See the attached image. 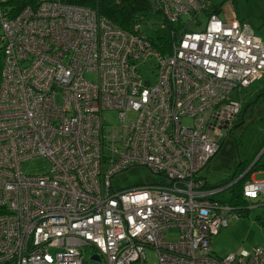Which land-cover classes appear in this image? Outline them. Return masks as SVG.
Masks as SVG:
<instances>
[{"label": "built area", "instance_id": "1", "mask_svg": "<svg viewBox=\"0 0 264 264\" xmlns=\"http://www.w3.org/2000/svg\"><path fill=\"white\" fill-rule=\"evenodd\" d=\"M6 1L0 264H148L149 250L157 264H264V246L214 257L211 239L241 215L218 198L233 182L210 187L200 176L239 119L242 94L264 78L253 28L218 12L195 31L209 0H152L164 22L191 26L161 52L142 23L124 31L97 10L53 0L14 14ZM149 60L153 83L141 75ZM110 112L118 124L106 123ZM38 159L48 173L22 171ZM134 167L158 181L116 186ZM254 173L244 201L264 197Z\"/></svg>", "mask_w": 264, "mask_h": 264}, {"label": "rangeland", "instance_id": "2", "mask_svg": "<svg viewBox=\"0 0 264 264\" xmlns=\"http://www.w3.org/2000/svg\"><path fill=\"white\" fill-rule=\"evenodd\" d=\"M209 2L212 8L220 9V19L243 20L264 41V0H209ZM199 19L201 24L195 28V31L200 32L204 29L208 17L203 15ZM162 24L163 20L160 16H151L144 21L142 29L148 37L156 40L165 34ZM152 65V60H149L140 69L143 77L153 83ZM89 80L93 81L94 78L89 76ZM262 89H264V78L256 81L242 94L240 125H237V128L234 127L231 134L222 140V146L218 153L200 173L209 186H216L228 179L240 164L249 165L264 152V129H260L255 122V118L264 115L262 114L264 104L261 102L252 104L253 93L260 92ZM104 119L109 125L118 124L115 113L106 114ZM184 124H191V121L184 120ZM260 163H264V157L261 158ZM49 170L50 163L45 159L32 160L22 166V171L30 175L46 174ZM259 171L261 172H255L252 176L257 182L264 180V169ZM245 172L241 178L246 175L249 180L251 174H248L249 171ZM157 181L158 177L150 174L146 168L134 167L119 174L115 184L125 188L153 184ZM218 198H224L228 204L231 195L228 191H224ZM237 209L241 211L240 218L238 220L229 219L227 227L221 229L219 234L211 239L212 252L216 258L223 259L230 254H235L240 249L251 251L256 247L264 246V197L254 201L245 200ZM166 234L167 238L171 239L176 235V232L169 230ZM91 253L92 250H87V258ZM147 258L148 264H157V258L151 250L147 252Z\"/></svg>", "mask_w": 264, "mask_h": 264}, {"label": "trees", "instance_id": "3", "mask_svg": "<svg viewBox=\"0 0 264 264\" xmlns=\"http://www.w3.org/2000/svg\"><path fill=\"white\" fill-rule=\"evenodd\" d=\"M38 1L39 0H7L3 4H5L8 7H11L12 10L15 12L14 14H17L26 7L36 6L38 4ZM63 2L97 10L99 15L105 17L110 22L114 23L116 26H118L120 29L124 31H131L133 26L138 23H142L143 25L144 21L142 22L141 18H144V20H146L148 17L151 16H160L163 20V17L161 16V14L158 13L157 9L155 8V4L152 0H63ZM218 11H219L218 8L215 9L211 7L210 10H208V12L205 13V15L208 17L211 14L218 13ZM185 22L186 21L184 20H180L176 24L175 23L167 24L166 22L163 21L165 27V28L163 27L165 30V34L162 38H158L156 40L151 39L149 37V39L152 42V45L158 51L159 50L161 52L169 51L170 43L177 36H180L185 31L191 30V26L186 24ZM261 92L262 94L260 95L259 102L264 104V89H262ZM262 157H264V154H262L260 158L255 162V164L251 167V172L264 169V163H260ZM251 164H252L251 162L249 165H245V166L240 164L235 170V172L230 177H228V179H225L224 181L220 182L218 185L214 186V187H223L233 182V185L227 189V191L231 195V199H229L228 204L236 209L241 205L242 202H244L241 196V189L243 184L246 182V180H248L246 175H245L246 177L244 176L243 178H241V175ZM249 172L248 174L251 173Z\"/></svg>", "mask_w": 264, "mask_h": 264}, {"label": "flooded vegetation", "instance_id": "4", "mask_svg": "<svg viewBox=\"0 0 264 264\" xmlns=\"http://www.w3.org/2000/svg\"><path fill=\"white\" fill-rule=\"evenodd\" d=\"M254 94V99H253V105L255 104V103H257V102H259V99H260V95L262 94V92L260 91V92H257V93H253ZM262 114H264V112H262ZM261 114V115H262ZM260 118V117H259ZM259 118H255V122H257V120L259 119ZM239 120H240V118L237 120H235L234 121V123H233V126H232V129H231V132H232V130H233V128L235 127V128H237L236 126L237 125H240L239 124ZM231 132L229 133V135L231 134Z\"/></svg>", "mask_w": 264, "mask_h": 264}, {"label": "water", "instance_id": "5", "mask_svg": "<svg viewBox=\"0 0 264 264\" xmlns=\"http://www.w3.org/2000/svg\"><path fill=\"white\" fill-rule=\"evenodd\" d=\"M257 126L260 128V129H264V115L260 116V118L257 120L256 122ZM264 153V152H262ZM261 155V154H260ZM259 155V156H260ZM259 156L253 161V163L251 164V166L247 169V171H250L251 167L255 164V162L259 159ZM246 171V172H247ZM245 172V173H246ZM95 261H98L97 258H94Z\"/></svg>", "mask_w": 264, "mask_h": 264}, {"label": "clouds", "instance_id": "6", "mask_svg": "<svg viewBox=\"0 0 264 264\" xmlns=\"http://www.w3.org/2000/svg\"><path fill=\"white\" fill-rule=\"evenodd\" d=\"M239 118H240V117H239ZM262 154H264V153H262ZM262 154H261V155H262ZM259 158H260V157H259ZM211 162H212V161H211ZM252 163H253V162H252ZM250 166H251V165H250ZM250 166H249V167H250ZM249 167H248V168H249ZM248 168H247V169H248ZM256 171H258V170H256ZM256 171H254V172H256ZM250 172H251V169H250ZM254 172L252 171L250 174H252V173H254ZM246 181H247V180H246Z\"/></svg>", "mask_w": 264, "mask_h": 264}, {"label": "crops", "instance_id": "7", "mask_svg": "<svg viewBox=\"0 0 264 264\" xmlns=\"http://www.w3.org/2000/svg\"><path fill=\"white\" fill-rule=\"evenodd\" d=\"M211 7H212V6H211ZM219 11H220V9H219ZM219 11H218V12H219ZM218 15H219V13H218Z\"/></svg>", "mask_w": 264, "mask_h": 264}]
</instances>
